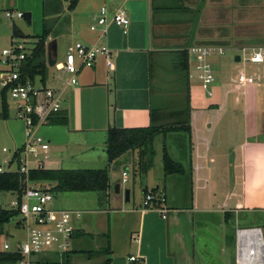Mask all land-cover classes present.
I'll use <instances>...</instances> for the list:
<instances>
[{"label": "crops", "instance_id": "0c3cea01", "mask_svg": "<svg viewBox=\"0 0 264 264\" xmlns=\"http://www.w3.org/2000/svg\"><path fill=\"white\" fill-rule=\"evenodd\" d=\"M100 2L101 8L109 9L110 19L117 11L127 12L129 33L124 35L115 25H110L106 34L105 28L91 31L86 22V29L77 26V33L84 38L77 43L107 45L111 56L100 57L93 68L81 69L76 85L67 81L57 89L65 99L66 124L54 129V151L43 166L51 169L46 166L49 159L58 164L56 169H86L68 162L73 163L79 152L103 148L105 154L111 128L141 129L156 122L184 123L190 129L160 134L163 157L166 148L173 161L183 167L182 174L166 176L163 157L162 165L158 163L154 147L160 135L151 146L154 166L146 175L138 172L136 152L111 164L107 153L105 159L103 154L99 157V164L106 160L104 169L110 176L106 200L101 202L94 193L74 194L109 217L105 225L97 224L100 230L89 221L75 220V247L85 248L81 238L97 233L107 242L98 251H88V261L136 264L130 261L136 256L145 264H236V230L247 228L243 225L250 224L249 215L264 213V194L255 189L261 163L264 165V84L243 71L237 61L238 57L241 61L240 53L247 60L254 52L264 54V19L260 17L264 0ZM97 11L84 14L89 21L95 20ZM72 23L71 18L70 33ZM50 43L57 51L58 40L49 36L47 45ZM194 47L224 52L212 58L215 83L209 92L202 87L208 101L196 91L192 79L195 65L190 49ZM240 74L253 77L255 82L241 84ZM2 127L10 135L15 130V125L0 124ZM47 141L51 150L52 140ZM23 143H15L16 149ZM125 171L129 173L127 184L139 181L143 195L145 190L165 195L166 218L158 211L145 210L143 202L132 204L131 198L126 203L124 196L116 194L118 184L123 191ZM108 245L109 255L103 252Z\"/></svg>", "mask_w": 264, "mask_h": 264}, {"label": "built area", "instance_id": "2783aa9c", "mask_svg": "<svg viewBox=\"0 0 264 264\" xmlns=\"http://www.w3.org/2000/svg\"><path fill=\"white\" fill-rule=\"evenodd\" d=\"M17 17L23 19L24 13H8L7 18ZM98 25H92L91 31L110 25L121 29L124 35L130 30L131 20L125 10L113 13L110 19V11L104 6L96 16ZM33 48L27 49L21 44H15L11 50H4L0 63L10 68L4 72L2 81L3 89L14 104V115L25 127V142L22 147L15 150L13 157L5 161L6 167L0 166V174L20 173L26 176V186L22 192H11L16 198L11 202V208L0 204V214L14 212L18 219L16 227L27 231L26 239L21 244H12L8 232L3 231L0 224V254L15 253L20 259L16 264H35V260L50 253H67L72 249L77 228L75 220L81 218L82 212L59 210L54 208L55 197L52 185H36L28 179L31 161H35L36 168H43L41 156L50 150V143L39 134V129L51 125L54 119L65 113V99L60 90L51 89L46 84L36 83L34 79L22 81L21 69ZM224 52L215 48L194 47L190 54L194 57L196 75L204 90L209 89L215 83L212 58ZM110 58L111 50L107 45L86 46L82 43L75 45V50L66 54L64 63H57V69L63 75H70L69 85L78 83L77 76L83 68H93L100 57ZM248 62L260 65L264 64L262 51L254 52ZM42 81V80H40ZM239 82L243 85L253 84L255 79L245 74L239 75ZM5 153L7 149L3 150ZM17 156V157H16ZM17 168L13 169V165ZM35 168V169H36ZM129 179L128 171L123 173V184ZM167 199L164 194L147 192L144 194L143 208L150 211H158L166 218ZM14 219V218H13ZM10 223V222H9ZM8 224V223H7ZM6 225V224H5ZM236 264H264V232L260 227L241 228L235 233ZM130 261L136 264H145L140 257H130Z\"/></svg>", "mask_w": 264, "mask_h": 264}, {"label": "rangeland", "instance_id": "374dc122", "mask_svg": "<svg viewBox=\"0 0 264 264\" xmlns=\"http://www.w3.org/2000/svg\"><path fill=\"white\" fill-rule=\"evenodd\" d=\"M65 1L67 3L65 4ZM103 4L100 0H84L76 7L73 11H69L70 0H0V60H2V53L4 50H11L15 44H21L28 50L35 47V44L38 42L37 35H39L43 26L49 31L50 36L58 40V49H57V61L58 63H64L66 54L69 51L75 50V45L78 41H84V38L81 37L77 31L78 29H86L85 22L87 26L98 25L97 20H90L84 12L91 11L92 13L97 10L100 11V8ZM98 6V9L96 7ZM31 12L33 14L32 26H28L23 19L17 17L7 18V14L11 13L16 16L17 12ZM97 11V12H98ZM261 20L264 19V13H260ZM70 15V16H69ZM84 15V16H83ZM71 18L73 20V32H68L70 27ZM84 22V24H83ZM83 24V25H82ZM78 26V29H77ZM16 31H19V35L16 34ZM263 37V36H262ZM264 41V40H263ZM48 46V45H47ZM241 61L238 62V65L248 74L255 76L256 80L259 78V82L264 84V64L254 65L248 62L247 57L240 53ZM212 64L213 61L211 60ZM244 68V69H243ZM10 71V68L6 65L0 63V78L4 77V72ZM213 71L215 74L216 66H213ZM217 73V72H216ZM71 78L70 75H63L61 71L57 69V66L50 67L47 66L46 75H45V84L48 88L59 89L63 84L69 81ZM192 79L196 83V91L203 93V99L205 97L210 99L208 95L203 92L202 84L196 76L195 68H192ZM43 77L41 75L37 76L36 83H43ZM44 84V83H43ZM2 91L0 81V111L2 110ZM206 91V90H205ZM6 100L10 107V120H3L5 123L0 122L1 125H7V127L12 128L15 125V130H13L12 135L8 134L6 130L2 127L0 128V166L3 168L6 167L5 161L13 157L15 153L16 144L25 142V127L20 126L16 122V116L14 115V104L10 98V95L6 93ZM264 104V101H263ZM264 113V107L261 114ZM264 116V114H262ZM11 121H14L10 124ZM61 125H51L39 129V134L46 140H52L51 150L47 155L41 156V160L44 161L47 157L51 156L54 151V141L52 139L54 135V129H59ZM12 130V129H10ZM13 136V138H12ZM163 136L160 135L155 141V150L157 151L158 163L162 165V143ZM16 143V144H15ZM15 144V145H14ZM22 144L19 146L21 147ZM54 146V147H53ZM7 149L8 152L3 150ZM103 149V148H102ZM102 149H97L95 152L86 153L79 152L76 153L77 158H74L73 163H69L70 166H76L77 168H91V169H100L105 167V163L99 164L101 155L103 159L106 158V153ZM106 149V148H104ZM150 149H152L150 147ZM138 153V152H136ZM66 155V152L63 153ZM68 154V153H67ZM96 155V156H93ZM264 155V154H262ZM261 155L262 159L263 156ZM93 156V157H92ZM37 166L35 161H31L30 168L33 170ZM46 166L52 170L58 167L57 163L51 162L49 159L46 161ZM101 166V167H99ZM13 169H16L17 166L14 164ZM66 168V167H63ZM74 168V167H73ZM155 171V170H154ZM260 177L259 182L256 184V191L263 195L264 194V165L261 163V171L258 174ZM153 176H151L152 178ZM39 185V184H36ZM123 191L121 196H124L125 189L132 190V204H141L144 199L143 188L141 187L139 181L129 182V184H123ZM127 187V188H126ZM78 194L74 193H62L58 194L55 197L54 208L59 210H80L82 211V216L80 221L85 220L89 221L96 227V230H100L98 223L106 224L109 215L100 211V207H92L86 200L78 198ZM15 197L11 192H2L0 193V204L3 207L11 208V202L15 201ZM263 206V205H262ZM105 208V207H104ZM262 208V207H261ZM79 219V218H77ZM76 219V220H77ZM248 220L249 225H243L247 228H253L259 226L264 232V213H254L249 215ZM79 221V220H78ZM18 222L17 218H14L10 223L3 226V231L8 232L10 236V241L12 244L18 243L21 244L25 241L27 231L23 228L16 227ZM96 224V225H95ZM75 226L76 223H75ZM85 243L86 247H75V242H72V249L67 253H58L53 252L48 256H39L35 260V264H101L100 260L96 259L93 261H88V257L85 254H89L88 251H98L99 247L105 246V240L101 238L97 233L91 235L85 234L81 238ZM232 244L234 238L231 239ZM76 250V252H73ZM101 250V249H100ZM85 251V252H82ZM103 251H105L103 249ZM95 253V252H94ZM104 264V263H102Z\"/></svg>", "mask_w": 264, "mask_h": 264}, {"label": "trees", "instance_id": "16d2710c", "mask_svg": "<svg viewBox=\"0 0 264 264\" xmlns=\"http://www.w3.org/2000/svg\"><path fill=\"white\" fill-rule=\"evenodd\" d=\"M80 0H70L69 11H73ZM19 35V31H16ZM50 36L49 31L43 26L42 32L37 35L38 42L27 57L21 69L22 81L34 79L41 75L45 84L46 69L48 66L47 41ZM6 89L2 91V110L0 120L10 118V107L6 100ZM67 114L63 113L51 122V125H65ZM189 125L184 123H174L169 125H159L153 122L150 127L141 129H121L111 128L108 132L106 153L108 162L114 163L131 152H138V172L146 175L154 166V152L150 149L156 137L167 132H189ZM17 157V156H16ZM164 171L166 176L182 174L183 167L173 161L166 148L163 157ZM29 181L35 184L52 185L55 195L62 193H94L98 194L101 202L107 198L110 189V176L108 169H46L36 168L30 171ZM26 176L20 173L0 174V193L2 192H22L26 186ZM148 191L145 190V193ZM153 192H157L156 190ZM15 218L14 212L0 214V224L3 226ZM107 255L110 254L109 245L105 249ZM20 257L15 253L0 254V264H16ZM110 260L104 264H109Z\"/></svg>", "mask_w": 264, "mask_h": 264}, {"label": "water", "instance_id": "95a60500", "mask_svg": "<svg viewBox=\"0 0 264 264\" xmlns=\"http://www.w3.org/2000/svg\"><path fill=\"white\" fill-rule=\"evenodd\" d=\"M32 18L33 14L31 12H25L23 20L26 22L28 26H32ZM237 61H240V58H237ZM57 64V51L54 48V45L50 43L48 45V65L50 67H54ZM116 194H121V185L118 184L116 185ZM124 199L126 203H129L131 200V190L130 189H125L124 190Z\"/></svg>", "mask_w": 264, "mask_h": 264}]
</instances>
